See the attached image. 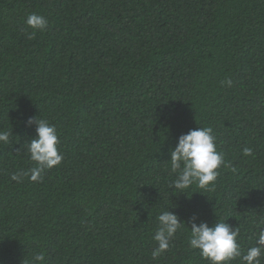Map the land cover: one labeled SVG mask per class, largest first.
<instances>
[{
    "label": "trees",
    "instance_id": "1",
    "mask_svg": "<svg viewBox=\"0 0 264 264\" xmlns=\"http://www.w3.org/2000/svg\"><path fill=\"white\" fill-rule=\"evenodd\" d=\"M30 13L48 20L33 39ZM29 117L56 127L63 159L17 183ZM198 127L225 163L178 193L169 153ZM0 130V264H209L186 228L153 260L167 208L239 227L246 251L264 218V0H0Z\"/></svg>",
    "mask_w": 264,
    "mask_h": 264
},
{
    "label": "clouds",
    "instance_id": "2",
    "mask_svg": "<svg viewBox=\"0 0 264 264\" xmlns=\"http://www.w3.org/2000/svg\"><path fill=\"white\" fill-rule=\"evenodd\" d=\"M33 31L28 33V39H33L37 31L43 32L48 26L45 16L37 13H30L26 20ZM231 86V80L226 79L221 82ZM27 125L35 124V135L26 143L28 158L33 162V167L17 169L10 173V179L17 183H22L24 178L32 182L43 180V173L58 166L63 155L58 151L59 143L56 127L46 119H36L29 117ZM11 131L0 130V144L10 143ZM216 137L211 127H198L190 129L187 133H182L177 137L175 146L170 150V170L176 173L170 188L177 190L178 193L196 185L199 189L208 190L214 184L219 175L217 169L223 165V154L217 151ZM245 156H252L251 148H244ZM195 192V191H194ZM185 193V192H184ZM197 216L193 214L188 223L191 227L181 220L177 213L169 211L168 208L157 216V227L152 239L156 242V247L152 250L153 260L158 259L169 249L170 240L178 230L188 229V244L193 250H198L201 258L206 259L209 264H228L236 258L240 259L241 264H262L264 260V218L253 220L256 231L253 232L251 239L253 245L246 251L242 250L238 242L240 228L229 225L224 221H217L209 225L205 221L197 223ZM44 253L37 252L32 255L28 264H42Z\"/></svg>",
    "mask_w": 264,
    "mask_h": 264
}]
</instances>
